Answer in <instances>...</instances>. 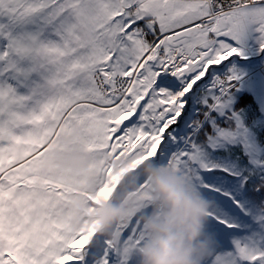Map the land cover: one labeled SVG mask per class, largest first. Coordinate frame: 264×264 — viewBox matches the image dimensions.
Returning <instances> with one entry per match:
<instances>
[{
	"label": "snow or ice",
	"instance_id": "6c2138e0",
	"mask_svg": "<svg viewBox=\"0 0 264 264\" xmlns=\"http://www.w3.org/2000/svg\"><path fill=\"white\" fill-rule=\"evenodd\" d=\"M253 48L264 0H0V264H139L145 164L216 198L203 264H264V159L232 108ZM131 183L114 236L73 228L76 194L95 210Z\"/></svg>",
	"mask_w": 264,
	"mask_h": 264
},
{
	"label": "clouds",
	"instance_id": "9594fccd",
	"mask_svg": "<svg viewBox=\"0 0 264 264\" xmlns=\"http://www.w3.org/2000/svg\"><path fill=\"white\" fill-rule=\"evenodd\" d=\"M143 171L151 181L153 210L141 217L146 239L138 249L139 264H203L211 249V202L174 171L153 164H145ZM129 188L132 191H125L118 202H105L93 214L78 205L71 217L73 228L87 221L99 234L114 236L113 229L126 219L130 207L138 206L133 198L136 185Z\"/></svg>",
	"mask_w": 264,
	"mask_h": 264
},
{
	"label": "rangeland",
	"instance_id": "374dc122",
	"mask_svg": "<svg viewBox=\"0 0 264 264\" xmlns=\"http://www.w3.org/2000/svg\"><path fill=\"white\" fill-rule=\"evenodd\" d=\"M249 58L252 61L251 63L248 62H239L236 61V67L240 74L242 75V80L240 82V89L238 92L234 94V100L232 104L233 110L237 107V104L243 99L246 102V106H250L249 108H245L242 112H239L242 116L243 123L247 126V138H248V152L250 155L255 156L260 159H264V138L258 139L256 136L253 135V132L257 129H260V125H264V58L258 57L255 55L254 48L250 50ZM235 106V107H234ZM254 112L253 118L250 121H247L249 117H251L252 113ZM220 156L228 157L225 160V164L227 166L236 167L239 162L247 163L248 156L244 154V149H241L239 145L230 148L229 151H222ZM219 154V153H218ZM77 154H74L71 158L68 159L70 163H72ZM57 165L62 167L67 161H65L62 157H57ZM143 175L146 177L144 171ZM135 183H131L127 185L129 188L131 185ZM204 195V191L201 192ZM219 194V193H218ZM83 196V195H82ZM121 197L117 196L113 200L114 202H118ZM81 199V198H80ZM208 200L212 204V209H215L217 206V201ZM87 203V199L84 201ZM100 203L95 210H90L87 206L84 209L88 214H93L99 210V206L102 205ZM76 202H72L71 204V217L74 214V211L77 207Z\"/></svg>",
	"mask_w": 264,
	"mask_h": 264
},
{
	"label": "trees",
	"instance_id": "16d2710c",
	"mask_svg": "<svg viewBox=\"0 0 264 264\" xmlns=\"http://www.w3.org/2000/svg\"><path fill=\"white\" fill-rule=\"evenodd\" d=\"M247 102V101H246ZM246 102H245V100L243 99V101H240L238 104H237V107L236 108H234L235 109V111H237V112H242V113H244L243 111L245 110V108L247 107V108H249L250 106H246ZM248 103V102H247ZM235 107V106H234ZM241 113V114H242ZM253 115H254V112L252 113V115H251V117H249L248 119H247V121H250L252 118H253ZM260 129H257V130H255L254 132H253V135L254 136H256L258 139H263L264 138V125H260ZM221 153L223 154V152L222 151H220L219 152V154L218 155H221ZM73 161V160H72ZM58 163V161L56 160V164ZM202 183V181H199V182H197L196 184H201ZM205 198H210V200H214V199H216L214 196H210V195H207L206 194V192L204 191V195H203ZM81 198V199H80ZM85 198V197H84ZM82 200H83V196L81 195V194H76L75 196H74V198H73V201L72 202H77V205H83V206H87V203L86 202H84L83 204H82ZM86 207H84V209H85Z\"/></svg>",
	"mask_w": 264,
	"mask_h": 264
},
{
	"label": "bare ground",
	"instance_id": "6f19581e",
	"mask_svg": "<svg viewBox=\"0 0 264 264\" xmlns=\"http://www.w3.org/2000/svg\"><path fill=\"white\" fill-rule=\"evenodd\" d=\"M67 163H70L69 161H67ZM197 182L199 181H195L194 182H190V184L192 186H194L200 193L203 191L202 188H201V184H196ZM219 195H228L227 191L224 190V189H221L220 192H219ZM85 196H83V200H82V204L84 203V201L87 199L86 197L84 198ZM216 199H214L213 201H215ZM77 203V202H76Z\"/></svg>",
	"mask_w": 264,
	"mask_h": 264
}]
</instances>
